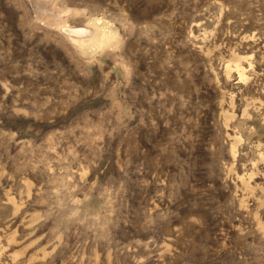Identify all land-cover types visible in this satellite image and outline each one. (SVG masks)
<instances>
[{
  "label": "rangeland",
  "instance_id": "1",
  "mask_svg": "<svg viewBox=\"0 0 264 264\" xmlns=\"http://www.w3.org/2000/svg\"><path fill=\"white\" fill-rule=\"evenodd\" d=\"M0 264H264V0H0Z\"/></svg>",
  "mask_w": 264,
  "mask_h": 264
}]
</instances>
